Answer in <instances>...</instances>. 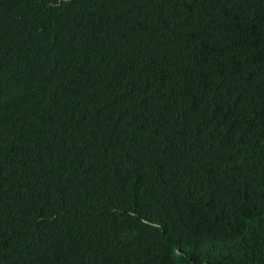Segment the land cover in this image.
I'll return each instance as SVG.
<instances>
[{
	"label": "trees",
	"instance_id": "16d2710c",
	"mask_svg": "<svg viewBox=\"0 0 264 264\" xmlns=\"http://www.w3.org/2000/svg\"><path fill=\"white\" fill-rule=\"evenodd\" d=\"M0 264H264V0H0Z\"/></svg>",
	"mask_w": 264,
	"mask_h": 264
}]
</instances>
